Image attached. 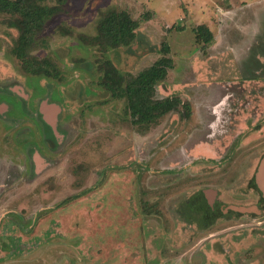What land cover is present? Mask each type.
Masks as SVG:
<instances>
[{
  "label": "rangeland",
  "instance_id": "374dc122",
  "mask_svg": "<svg viewBox=\"0 0 264 264\" xmlns=\"http://www.w3.org/2000/svg\"><path fill=\"white\" fill-rule=\"evenodd\" d=\"M109 10L141 22L130 47L90 46ZM11 22L0 14V264H264V0H67L28 54L52 76L15 56ZM165 43L157 97L192 114L142 132L100 68L136 77Z\"/></svg>",
  "mask_w": 264,
  "mask_h": 264
},
{
  "label": "trees",
  "instance_id": "16d2710c",
  "mask_svg": "<svg viewBox=\"0 0 264 264\" xmlns=\"http://www.w3.org/2000/svg\"><path fill=\"white\" fill-rule=\"evenodd\" d=\"M66 2L67 0H0V14L10 15L12 28L19 32L13 53L25 63L31 74L53 75L46 61L36 63L30 60L28 54L48 20L60 14ZM140 24V21L134 20L126 11L109 10L99 22L98 34L88 41L90 46L99 47L102 51L130 47L137 38ZM196 38L198 43L209 44L213 36L209 28L202 25L196 30ZM162 51L164 55L136 77L126 79L111 62H106L100 68V85L113 99L127 101L131 123L142 132L158 126L173 112L183 109L186 117L192 114L190 105L178 97H157V86L166 80L169 70L174 66L173 59L168 56L170 49L167 43Z\"/></svg>",
  "mask_w": 264,
  "mask_h": 264
},
{
  "label": "water",
  "instance_id": "95a60500",
  "mask_svg": "<svg viewBox=\"0 0 264 264\" xmlns=\"http://www.w3.org/2000/svg\"><path fill=\"white\" fill-rule=\"evenodd\" d=\"M261 172H262V174L264 175V160H263V162H262Z\"/></svg>",
  "mask_w": 264,
  "mask_h": 264
}]
</instances>
